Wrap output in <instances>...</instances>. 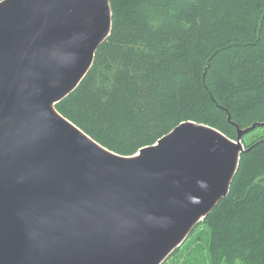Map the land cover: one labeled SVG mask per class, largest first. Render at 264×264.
<instances>
[{
    "label": "water",
    "instance_id": "95a60500",
    "mask_svg": "<svg viewBox=\"0 0 264 264\" xmlns=\"http://www.w3.org/2000/svg\"><path fill=\"white\" fill-rule=\"evenodd\" d=\"M109 0L0 6V264H162L225 199L244 152L192 122L131 157L55 105L109 37Z\"/></svg>",
    "mask_w": 264,
    "mask_h": 264
},
{
    "label": "trees",
    "instance_id": "16d2710c",
    "mask_svg": "<svg viewBox=\"0 0 264 264\" xmlns=\"http://www.w3.org/2000/svg\"><path fill=\"white\" fill-rule=\"evenodd\" d=\"M112 27L59 115L131 157L182 123L235 141L264 123V0H110ZM116 6H119L116 8ZM264 127L228 196L162 264H264Z\"/></svg>",
    "mask_w": 264,
    "mask_h": 264
},
{
    "label": "rangeland",
    "instance_id": "374dc122",
    "mask_svg": "<svg viewBox=\"0 0 264 264\" xmlns=\"http://www.w3.org/2000/svg\"><path fill=\"white\" fill-rule=\"evenodd\" d=\"M121 2H127V0H121ZM109 5H110V9H111V3H110V0H109ZM119 6H116V8H118ZM262 134H264V131H261Z\"/></svg>",
    "mask_w": 264,
    "mask_h": 264
},
{
    "label": "snow or ice",
    "instance_id": "6c2138e0",
    "mask_svg": "<svg viewBox=\"0 0 264 264\" xmlns=\"http://www.w3.org/2000/svg\"><path fill=\"white\" fill-rule=\"evenodd\" d=\"M5 3V0H0V6H2Z\"/></svg>",
    "mask_w": 264,
    "mask_h": 264
}]
</instances>
